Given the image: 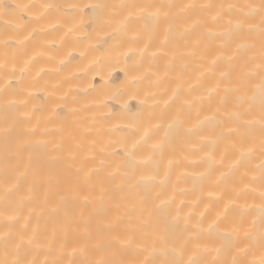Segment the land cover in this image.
Segmentation results:
<instances>
[{"label": "bare ground", "instance_id": "obj_1", "mask_svg": "<svg viewBox=\"0 0 264 264\" xmlns=\"http://www.w3.org/2000/svg\"><path fill=\"white\" fill-rule=\"evenodd\" d=\"M0 264H264V0H0Z\"/></svg>", "mask_w": 264, "mask_h": 264}]
</instances>
